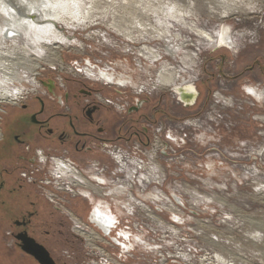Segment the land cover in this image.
<instances>
[{"label":"rangeland","instance_id":"1","mask_svg":"<svg viewBox=\"0 0 264 264\" xmlns=\"http://www.w3.org/2000/svg\"><path fill=\"white\" fill-rule=\"evenodd\" d=\"M86 3L89 15L81 17L86 22L82 21L72 30L65 25L57 26L83 42L84 51L75 46L58 49L64 69L58 63L53 67L40 62L42 67L36 71L41 70L43 77L55 76L54 73L62 70L65 78L72 79L74 75L67 73V68L74 66L76 77L87 81L89 78L82 69L93 65L96 69L108 68L109 72L133 81V85L123 87L112 85L118 89L152 88L156 72L163 64L172 68L184 66L181 57L189 52L194 55V61L192 67L187 68V75L198 87L199 96L194 105L187 107L175 94L171 98L169 110L173 120L168 127L173 139V156L158 154L163 169L158 175L163 180L143 186L150 170L146 167L141 170L138 183L132 185L129 177L125 178V183L131 185L130 191L134 189L141 195L165 192L176 205L173 208L181 209L182 213L173 212L177 215L174 218L171 210L163 208L164 199L158 202L150 195L147 198L142 195L130 202L121 193H112L111 186L93 183L103 192H110L108 199L104 197L105 201L112 203L114 198L127 208L134 207L135 212L130 214L122 205L115 206L122 213L121 223L130 221L127 225L131 228L127 230L126 227L124 232L128 238H123L129 249L114 245L94 228L101 237L97 243L102 251H97L103 253L102 260L84 258L85 264H103L104 261L108 264H264V120L261 119L264 102H257L245 89L247 86L264 88V0H86ZM58 8L68 11L64 5ZM237 9H244V12H237ZM182 19L194 21L213 34L224 23L229 24L235 48L213 50L205 40L184 28ZM2 21L4 18L0 14ZM119 29L130 32L135 37L133 42L121 36ZM100 32L106 36L100 37ZM163 32L170 37L180 34L175 45L185 39L191 40V44L180 50L177 59L163 53L150 69L147 67L150 61L140 56L142 69L134 48L162 47L158 34ZM16 44L0 37V67L9 65L22 75L20 81L0 85L1 93L32 87L29 61L17 56ZM36 90L28 93L24 100L37 93ZM219 92L232 101L219 99ZM13 105L1 103L0 133L9 126ZM150 156L153 158V154ZM3 163L0 162V166ZM185 185L195 191L186 192ZM171 194L178 196L184 206ZM141 202L154 212H144ZM154 203L160 210H155ZM10 221L11 216L0 213V264H33L18 251L12 253V241L7 235ZM90 230L89 226L86 237ZM84 245L86 241L78 246L81 252L75 251L82 257L81 249L92 253L90 245L87 244L88 249ZM78 264L83 263L79 261Z\"/></svg>","mask_w":264,"mask_h":264},{"label":"flooded vegetation","instance_id":"2","mask_svg":"<svg viewBox=\"0 0 264 264\" xmlns=\"http://www.w3.org/2000/svg\"><path fill=\"white\" fill-rule=\"evenodd\" d=\"M137 61L143 67L139 55ZM177 67L170 66L169 69L187 74L189 67ZM85 68L93 70V77L84 74L89 78L87 81L79 77H64L63 83L59 84L55 76L43 77L41 87L44 91L41 92L39 86L33 96L13 105L9 126L0 133V162H4L0 166V213L11 216L7 235L12 241V253L18 251L22 258L33 264L40 263L23 251L25 235L44 246L56 264H78L79 261L85 264L84 258L98 259L97 255L83 249V257L75 252L76 249L80 251V243L87 241L77 234V224L86 225V230L89 226L95 228L89 222V216L97 206L117 217V228L112 230L111 237H115L118 231L125 232L126 227L127 230L131 228L127 225L129 220H125L127 224L121 223L122 213L115 207L117 204L121 206L122 201L112 198V203H109L104 197H108L110 192L95 195L89 187L77 182L89 185L91 180V183H105L114 189L118 182L125 183L127 176L133 185L138 183V173L126 170L133 166L131 157L143 158L146 165L153 161L158 163V158H148L158 147H162V157L173 156V139L168 127L173 115L169 109L174 95L172 88L181 84L182 76L169 87H158L156 74L152 88L141 86L134 90H121L112 85L123 87L133 85V81L109 72L108 68ZM48 79L55 81L51 91L42 83ZM156 88L170 91H157ZM217 97L227 99L220 92ZM256 118L259 119L258 115ZM61 166H71L75 171L70 169L67 174L60 170ZM167 166L171 167L170 163ZM99 189L103 193L101 187ZM49 193L55 196L51 198ZM120 193L130 202L131 197L136 199L143 195L125 187ZM143 196L149 197L148 194ZM99 201L108 205L103 206ZM143 204L141 207L145 211ZM122 206L124 211L135 212L134 207ZM103 237L117 246L126 242L123 237L118 238L119 244ZM100 240L99 235L89 248L102 251L97 243Z\"/></svg>","mask_w":264,"mask_h":264},{"label":"bare ground","instance_id":"3","mask_svg":"<svg viewBox=\"0 0 264 264\" xmlns=\"http://www.w3.org/2000/svg\"><path fill=\"white\" fill-rule=\"evenodd\" d=\"M63 5L68 7V11H61V9L58 8V6L60 8H63ZM236 11L243 13L244 9H237ZM0 14L2 15V18H4V21H2V23L0 22V37L2 38L3 36L4 41L13 40L17 43V51L15 50V53L19 58L29 61V71H31L32 73V76L29 79L32 85L31 88H15V91H8L5 88V90L7 91H2L3 93L0 92L1 110V103L16 104L19 102V100L25 98L28 93L34 92L39 86L42 91L40 82L36 80V76L39 74V72H37L36 70H39L42 67L40 65V62H44L45 64L50 66H53L58 63L57 65L64 69V64L60 60L58 49L62 47L69 48L71 46H75L76 49L84 51L85 44L83 42L76 39L72 35V33L64 32L60 30L57 26L59 24L65 25L67 26V29L70 30L80 26L79 24L82 21L86 22V19L82 20L81 17L82 15L85 18L88 17L87 15H89V5L88 3H86V0H0ZM180 22L182 23V26L184 28L189 29L198 37H200V39L205 40L211 46V48H213V50L222 47H226L229 49L235 48L233 37L231 36L232 28L229 24L224 23V25H221L220 29L215 34H213L212 32H208L200 28V26H198V24L194 21L189 22L185 19H182L180 20ZM119 33L121 36L125 37L131 42H133V40L135 39V37L128 31H122V29H119ZM165 33L166 32L158 34V37L162 39L163 42L162 47L153 48L147 45L143 47H135L134 49L136 50V54L149 60L153 65L156 64V61L161 58L163 53L168 54L169 56L177 59L180 50L188 46L187 44H191V40L189 41V39H185L183 41H180L179 43H176L175 45L174 41L180 39V34L170 37ZM99 36L105 37L106 35L105 33L100 32ZM181 60L184 62L185 66L190 68L192 67L191 63L194 61V55L190 54L189 52H184V55L181 57ZM7 61H10V59ZM11 62H13V60H11ZM152 65H147V67L149 68ZM83 72L85 75L93 77V70L91 68L88 69L84 67ZM156 74V85L158 87H169L174 81L177 80V78L182 76L180 78L181 84H178L172 89L178 90L180 87H185V91L187 93L196 90V85L193 82H190L191 76L189 74L182 75L181 73H178L175 69H169L168 65L165 66L163 64V66L157 70ZM21 79L22 75L20 74V72H18L15 68L10 67L9 65H6L4 68L0 69V85L3 84L4 86V83L12 84L13 82L20 81ZM251 89H246V92L249 96L253 97L257 102L264 101V89ZM175 96L177 98L180 97L176 94ZM261 119L264 120V117H261ZM60 169L62 170V172H66L67 174L70 171V169L67 170L63 166H61ZM159 170H163L162 166H160L157 162L154 163L153 161V167L150 169L151 173H148V175H146L145 177L146 180L148 179L147 184H151L153 182L155 183L156 181H158V179L163 180L158 175V173L160 172ZM70 181L74 184L76 183L75 180L71 177ZM90 181L89 185H85L82 182H77L76 184L81 183L84 187H89V190L92 191L95 195H101L105 193V191L102 193L99 189V186L94 185ZM117 185L118 184H115L113 191L119 193L122 191V188L125 187L128 190L131 186L130 183H121V185ZM153 194L148 195H152L153 198L156 199L155 201L159 202L163 200L161 196L159 197V195ZM147 197L148 196H143V198ZM130 200L134 199L131 197ZM170 200L172 201L171 198ZM170 200L169 203L167 200H164L166 203H168L163 206L164 209L171 210L172 214L173 212L181 214V209L178 208V210L173 208L175 204H173ZM142 204L143 203L141 202V205ZM154 204L157 205L156 203ZM143 206H145L147 213L151 214L152 212H154L153 208L145 205V203L143 204ZM104 212L105 211H103V208L97 206L93 214L97 216L99 222H102L105 221L106 219L104 218L108 216H103ZM173 216L174 218L177 217V215L174 214ZM77 223H79V221H77ZM85 226L86 225H82L80 223V227H77L78 229L76 228L75 230L77 234L87 239L89 245H93V239L98 237V233L95 232L94 229H92L87 232L88 235L86 237ZM125 249H129V246L125 245ZM91 250L93 252H97V250ZM96 255L99 257L98 253H96Z\"/></svg>","mask_w":264,"mask_h":264},{"label":"water","instance_id":"4","mask_svg":"<svg viewBox=\"0 0 264 264\" xmlns=\"http://www.w3.org/2000/svg\"><path fill=\"white\" fill-rule=\"evenodd\" d=\"M43 85L45 87H47L50 91L53 89V87L55 86V81L53 79H48L47 81H42ZM196 87V86H195ZM185 87H180L178 90H173V92L177 95L180 96L178 97V100L180 102H182L186 107L187 106H192L197 102L198 96H199V91L196 90L195 91H191L189 93H187L185 91ZM90 196V193H89ZM172 198L177 201V203H179L181 206H184L179 197L176 196L175 194H171ZM157 210H160L159 207H156ZM95 210V209H94ZM93 212L90 214L89 216V222L97 229L99 230L103 236L110 238L112 241H114L115 243H118V238L123 237L125 239L128 238V236L122 231H118L116 233V237H111V232L112 230L116 229V221H117V217L115 215L109 214L104 212L103 216L108 215L107 217H105L104 219H106L105 221L99 222V219L97 218V216H95ZM94 217V218H92ZM121 232V233H120ZM26 237V238H25ZM25 237H23V242L24 245L22 246L23 251L27 252L28 254L32 255L35 257V259L40 263V264H56L55 261L53 260L52 256L50 255L49 251L42 246L41 244L37 243L33 238L28 237L27 235H25ZM122 249L125 248V244L121 245ZM96 255V252H93Z\"/></svg>","mask_w":264,"mask_h":264},{"label":"built area","instance_id":"5","mask_svg":"<svg viewBox=\"0 0 264 264\" xmlns=\"http://www.w3.org/2000/svg\"><path fill=\"white\" fill-rule=\"evenodd\" d=\"M43 70H45V68L43 69ZM42 70V71H43ZM73 71H77L76 70V68L74 67V66H69L68 68H67V73H69V74H72V75H74V77H76V76H78V74H73L72 72ZM40 72H41V70H40ZM39 72V75H38V77H39V82H40V84H41V79L43 78V73H40ZM55 74V81L56 82H58L59 84H62L63 83V80H64V71H62V70H60V71H58L57 73H54ZM175 94V93H174ZM177 98V97H176ZM161 149H162V147H158L156 150H155V152H153L152 154H153V158L154 157H156V159L158 158V154L160 155V151H161ZM115 157H116V155H115ZM116 158H118V157H116ZM148 158H152L150 155L148 156ZM131 162L133 163V166L132 167H130L129 169L128 168H126V170H130V172L129 173H131V171H136L138 174H137V179H139L140 177H141V170L143 169V168H152L153 167V162L150 164V165H146V162H143L142 160H143V158L141 159L140 157H131ZM158 164H159V161H158ZM160 165V164H159ZM65 169H74L73 167H71V166H66L65 167ZM141 169V170H140ZM61 170V169H60ZM75 170V169H74ZM62 171V170H61ZM149 172V174L151 173V171L149 170L148 171ZM165 174V173H164ZM49 195H50V197L52 198L53 196H55L54 194H52V193H49ZM154 200H156V199H154ZM155 207H157L156 205H154ZM77 227H80V225L79 224H77ZM90 228L91 229H94L93 227H91L90 226ZM96 253H98V255H99V258L100 257H102L101 256V254L97 251ZM101 259V258H100ZM102 260V259H101ZM103 263H106L105 261L103 262Z\"/></svg>","mask_w":264,"mask_h":264},{"label":"crops","instance_id":"6","mask_svg":"<svg viewBox=\"0 0 264 264\" xmlns=\"http://www.w3.org/2000/svg\"><path fill=\"white\" fill-rule=\"evenodd\" d=\"M225 99V98H224ZM227 100H229V101H232V98H227ZM148 182V179L146 180V179H144V183H143V186H145V184ZM188 187V188H187ZM184 189H185V191L186 192H188V191H191V192H193V191H195L194 189H191L189 186H184ZM154 194H157V195H159V197L161 196L164 200H168V196L166 195V193H164V192H162V193H159V192H157V191H155V193ZM173 203V202H172ZM164 208V207H163ZM145 212H146V210H145ZM149 214V213H148ZM152 214V213H151ZM154 216V215H153Z\"/></svg>","mask_w":264,"mask_h":264}]
</instances>
